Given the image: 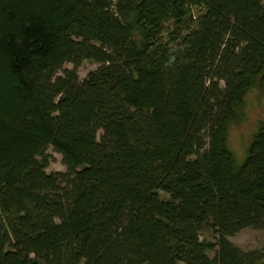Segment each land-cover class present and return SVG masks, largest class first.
I'll return each instance as SVG.
<instances>
[{"label": "trees", "instance_id": "obj_1", "mask_svg": "<svg viewBox=\"0 0 264 264\" xmlns=\"http://www.w3.org/2000/svg\"><path fill=\"white\" fill-rule=\"evenodd\" d=\"M258 81L264 0H0V264H264Z\"/></svg>", "mask_w": 264, "mask_h": 264}, {"label": "rangeland", "instance_id": "obj_2", "mask_svg": "<svg viewBox=\"0 0 264 264\" xmlns=\"http://www.w3.org/2000/svg\"><path fill=\"white\" fill-rule=\"evenodd\" d=\"M99 63L93 60H84L78 68L81 79L99 67ZM67 68H73V64L68 63ZM238 118L232 124L229 130L228 147L233 151L237 162H242L253 134L264 123V83L256 82L245 94L244 101L238 109ZM50 164L48 172L64 171L65 165L62 162L61 154L49 148ZM163 196H167L162 193ZM203 239L214 241V235L211 230L202 232ZM229 239L239 248L248 251L259 249L264 252V228L245 227L230 236ZM214 257L215 252H209Z\"/></svg>", "mask_w": 264, "mask_h": 264}]
</instances>
